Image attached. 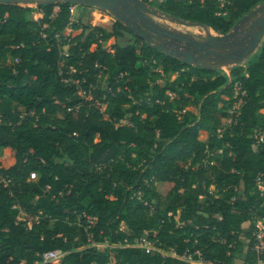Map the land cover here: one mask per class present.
Listing matches in <instances>:
<instances>
[{"label":"trees","instance_id":"1","mask_svg":"<svg viewBox=\"0 0 264 264\" xmlns=\"http://www.w3.org/2000/svg\"><path fill=\"white\" fill-rule=\"evenodd\" d=\"M141 1L219 35L264 4ZM71 7L0 3V264H48L40 255L53 250L59 264H189L181 257L195 252L262 263L252 234L264 217V43L228 77L155 51L101 11L110 28L86 16L71 25ZM125 34L126 45L103 47ZM233 83L245 97L224 128ZM144 232L160 252L119 247L111 259L89 242L133 244Z\"/></svg>","mask_w":264,"mask_h":264},{"label":"water","instance_id":"2","mask_svg":"<svg viewBox=\"0 0 264 264\" xmlns=\"http://www.w3.org/2000/svg\"><path fill=\"white\" fill-rule=\"evenodd\" d=\"M0 3L22 7L65 3L75 7L95 9L110 15L116 22L124 25L131 34L144 40L155 51L166 53L197 68L231 69L233 66L245 63L251 55L259 51L264 43V4L247 14L231 32L226 35H219L212 29L170 17L141 0H0ZM154 17H167L175 23L200 27L210 33L203 40H193L163 29L161 25L149 19ZM136 21H139L138 24ZM243 28L242 36L230 41L235 32L239 29L243 30ZM143 29L157 36L167 35V47L163 44L154 45L152 37ZM172 41L184 43V51L180 53L181 50L175 49L169 52Z\"/></svg>","mask_w":264,"mask_h":264},{"label":"built area","instance_id":"3","mask_svg":"<svg viewBox=\"0 0 264 264\" xmlns=\"http://www.w3.org/2000/svg\"><path fill=\"white\" fill-rule=\"evenodd\" d=\"M154 1L161 3L163 0H154ZM70 10H71V12L73 11L72 7L70 8ZM69 34H66V35H69ZM229 83H231V82L229 81ZM76 84H77V82H76ZM232 91H233L232 98L234 99V102H233L231 108L228 110V118L222 119L223 120L222 124H223L224 128L231 123L230 117L235 118L239 115V110H240V108L244 102L245 93L240 89V86L238 83L232 84ZM79 95L85 100L90 99V94L89 93L86 94L85 92H83L81 90L79 91ZM218 133H221V131L218 130ZM255 138L257 139V144H260L263 141V138H262L260 133H256ZM36 179H37L36 173H31L29 175L28 181H35ZM8 182H9L8 179L0 174V185L7 186ZM255 186L258 189L260 196H262L264 198V182L262 181V175H259L256 178ZM95 221H96L95 219H90L89 225L92 226L95 223ZM252 240H253L254 251L260 257L264 258V217L258 218L255 220V231L252 234ZM89 242L91 243V247H95V249L99 253H104L106 250H108L109 254H110L112 249L119 248V247L140 248L146 254H152L154 252H160L159 248L156 247L155 243L152 242L148 238V232H144L143 235L141 237L137 238L133 244L125 243V244H121V245H117V246H112L108 242H104L102 244H96L93 241L91 236L89 237ZM171 254L174 256V253H171ZM194 256H197L198 259L195 260ZM63 257H64V253L61 252L60 250H53V251L42 253L40 255V259H41L42 263H48V264H54L56 262H60L63 259ZM110 258L112 259V254H110ZM181 260L184 262H187L189 264H212L210 262L203 261L201 259V255L198 252H195L194 254H186L183 257H181ZM258 264H264V261L262 263H258Z\"/></svg>","mask_w":264,"mask_h":264},{"label":"rangeland","instance_id":"4","mask_svg":"<svg viewBox=\"0 0 264 264\" xmlns=\"http://www.w3.org/2000/svg\"><path fill=\"white\" fill-rule=\"evenodd\" d=\"M225 1H227V0H225ZM72 9L74 12V14H73L74 21L73 22H75L79 18L83 19V17L86 16V17H88V21L90 22V24L92 26H102V27H106V28H110L112 26L113 19L108 18V19H106V21H103L99 12L95 9H91V8L89 9V8H85V7H75V6L72 7ZM37 14L38 13H34L33 16L35 17V16H37ZM152 19L157 24L165 27L167 30L173 31L174 34H176V35L180 34L184 37H189L190 39H193V40H203L205 38V36L210 33L204 29H201L200 27L185 26V25L175 23L167 17H164V18L154 17ZM130 39H131V35H129V34H125L123 39L116 40V39L111 38L103 44V47L107 50H112V48H111L112 45H114V44L126 45L130 41ZM184 47H185L184 43H181L179 41H172L168 51L171 52L175 49H179V50H181L180 53H182L184 51ZM255 54L251 55L250 57L255 56ZM156 186H157V190L159 193L165 194L171 185L170 184H156ZM54 264H59V262H56Z\"/></svg>","mask_w":264,"mask_h":264},{"label":"crops","instance_id":"5","mask_svg":"<svg viewBox=\"0 0 264 264\" xmlns=\"http://www.w3.org/2000/svg\"><path fill=\"white\" fill-rule=\"evenodd\" d=\"M227 1H229V0H227ZM71 14H72V17H71V25L72 24H74V23H78V21H79V19H77L75 22H73L74 21V18H73V14H74V12L72 11L71 12ZM32 18L34 19V20H39V19H41L42 18V15L41 14H37V16H32ZM245 28V27H244ZM244 28H243V30L241 29H239V30H237L236 32H235V35H234V37H232L231 39H230V41H233V40H236V39H238V38H240L241 36H242V32H244ZM71 31H72V26H70L68 29H67V31L65 32L66 34H69V33H71ZM247 61V60H246ZM242 64H244V63H242ZM229 68H223L222 69V71L229 77Z\"/></svg>","mask_w":264,"mask_h":264},{"label":"flooded vegetation","instance_id":"6","mask_svg":"<svg viewBox=\"0 0 264 264\" xmlns=\"http://www.w3.org/2000/svg\"><path fill=\"white\" fill-rule=\"evenodd\" d=\"M149 19H151L152 21H153V19L152 18H149ZM138 22L139 21H136V24H138ZM162 28L163 29H166L165 27H163L162 26ZM143 31L145 32V33H148L151 37H152V43L154 44V45H160V44H163L165 47H167V35H165V36H157V35H153V34H151L150 32H147V30H145V29H143ZM141 41H143L144 43H145V41L144 40H141Z\"/></svg>","mask_w":264,"mask_h":264}]
</instances>
